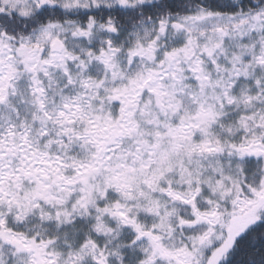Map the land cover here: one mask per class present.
Returning <instances> with one entry per match:
<instances>
[{
  "label": "snow or ice",
  "instance_id": "1",
  "mask_svg": "<svg viewBox=\"0 0 264 264\" xmlns=\"http://www.w3.org/2000/svg\"><path fill=\"white\" fill-rule=\"evenodd\" d=\"M0 264H264V0H0Z\"/></svg>",
  "mask_w": 264,
  "mask_h": 264
}]
</instances>
